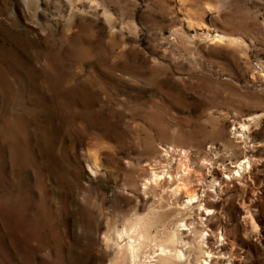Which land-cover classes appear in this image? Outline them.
Wrapping results in <instances>:
<instances>
[{"label":"rangeland","instance_id":"1","mask_svg":"<svg viewBox=\"0 0 264 264\" xmlns=\"http://www.w3.org/2000/svg\"><path fill=\"white\" fill-rule=\"evenodd\" d=\"M153 208L264 264V0H0V264H128Z\"/></svg>","mask_w":264,"mask_h":264},{"label":"bare ground","instance_id":"2","mask_svg":"<svg viewBox=\"0 0 264 264\" xmlns=\"http://www.w3.org/2000/svg\"><path fill=\"white\" fill-rule=\"evenodd\" d=\"M170 162L163 167L161 171H153L152 176L150 179H148V186L150 188H156L157 186L161 185V182L165 180L167 177L166 174H169V178L171 181L174 180L173 174L171 172H168L166 169L169 167ZM173 167V166H171ZM245 167V162H242L239 165V169L237 170V174L240 173V171ZM169 169V168H168ZM192 170V167L185 166L183 171L190 172ZM182 172V170H181ZM179 180L182 179L183 176H185V173L179 174ZM150 184H154L153 186ZM182 189H186L189 199L187 200V204H185L184 208L187 210L192 209V205L195 203H198L199 205V212L206 210L207 214L210 215L212 210H209V208L205 205V203H200V200L203 201V199L200 197V195L196 192V190L190 189L189 184L185 181H180L178 184H176L174 187L171 188V186H167L164 188V192L171 191L175 195L179 194ZM201 198V199H200ZM158 211L153 208L151 211L145 216V218H140L138 223L136 224L135 228L129 232L127 229H123L119 232V238L125 239L127 237V240L125 242L126 250L124 252L127 254V261L128 264H191L189 263V260L187 258V253L185 247H188L191 245L190 239L186 240L184 238L185 231H188L189 234H193L190 237H195L196 231L194 230L195 227H193L190 223H187V220H183L181 223L175 226L173 231L168 232V235L158 242V247L156 248L154 246L153 238H152V231L153 228L156 225V221L159 217ZM202 222L206 218L203 215H199L198 217ZM200 221L196 220L194 223H198ZM209 233L208 232H202L201 233V246L202 243L208 238ZM118 238V239H119ZM180 243L182 245H180ZM123 251V250H122ZM142 252L145 253L146 257L141 260ZM207 256H210V253H208ZM122 257V256H121ZM149 258V259H148ZM149 262V263H148ZM199 264H212L210 262V259L207 257L203 259L202 262Z\"/></svg>","mask_w":264,"mask_h":264}]
</instances>
